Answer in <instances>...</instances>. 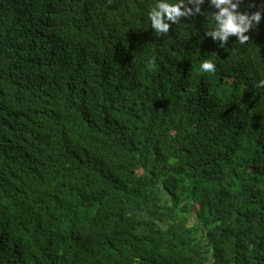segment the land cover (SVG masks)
I'll use <instances>...</instances> for the list:
<instances>
[{"label": "trees", "instance_id": "obj_1", "mask_svg": "<svg viewBox=\"0 0 264 264\" xmlns=\"http://www.w3.org/2000/svg\"><path fill=\"white\" fill-rule=\"evenodd\" d=\"M151 4L0 0V264H264V18Z\"/></svg>", "mask_w": 264, "mask_h": 264}, {"label": "clouds", "instance_id": "obj_2", "mask_svg": "<svg viewBox=\"0 0 264 264\" xmlns=\"http://www.w3.org/2000/svg\"><path fill=\"white\" fill-rule=\"evenodd\" d=\"M146 15L158 38L169 35L177 23L203 17L211 27L204 28L200 41L211 38L219 48H225L230 37H236L234 42L240 45L250 41V30L264 18V0H152ZM200 68L204 73H215L216 64L206 59ZM259 83L264 85V79Z\"/></svg>", "mask_w": 264, "mask_h": 264}]
</instances>
